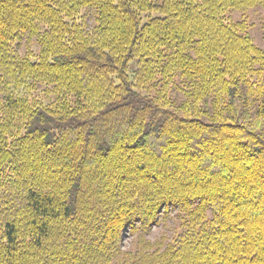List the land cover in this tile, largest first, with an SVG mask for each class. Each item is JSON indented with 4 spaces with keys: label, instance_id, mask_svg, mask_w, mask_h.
Here are the masks:
<instances>
[{
    "label": "trees",
    "instance_id": "obj_1",
    "mask_svg": "<svg viewBox=\"0 0 264 264\" xmlns=\"http://www.w3.org/2000/svg\"><path fill=\"white\" fill-rule=\"evenodd\" d=\"M259 7L0 0V264H264Z\"/></svg>",
    "mask_w": 264,
    "mask_h": 264
},
{
    "label": "rangeland",
    "instance_id": "obj_2",
    "mask_svg": "<svg viewBox=\"0 0 264 264\" xmlns=\"http://www.w3.org/2000/svg\"><path fill=\"white\" fill-rule=\"evenodd\" d=\"M243 16L248 20L249 24L251 25L250 33L254 40V43L257 46L264 48V7L248 10L244 14L235 13L232 17H234L235 19H240ZM90 22L91 20L89 19L88 23ZM173 217L174 212L170 211L165 221L151 229L148 235L149 240L154 241L160 238L162 234L170 236L171 230L174 226ZM130 241L131 237L125 235L123 239L124 246L128 247Z\"/></svg>",
    "mask_w": 264,
    "mask_h": 264
}]
</instances>
